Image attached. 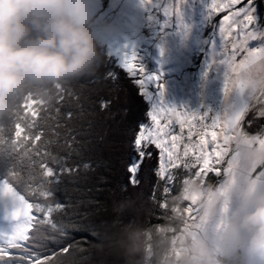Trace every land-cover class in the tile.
<instances>
[{
	"label": "trees",
	"instance_id": "trees-1",
	"mask_svg": "<svg viewBox=\"0 0 264 264\" xmlns=\"http://www.w3.org/2000/svg\"><path fill=\"white\" fill-rule=\"evenodd\" d=\"M137 79L106 52L104 62L94 72L62 85V99L50 105H34L38 115L20 121L19 138L14 137V124L0 123L5 139L17 140L13 164L20 179L5 175L13 165L2 162L0 178L8 179L29 203L37 197L33 194L35 184L29 186L26 164L21 162L27 161L22 156L26 149L32 154L39 148L42 154L50 153L71 169L59 174L54 194L64 206L63 211L53 213L63 231L48 225L40 226L39 231L32 227L25 242L42 264H122L109 248L124 227L140 229L145 235L143 254L132 259L140 264H161L162 257L149 258L150 235L157 228H173L175 232L168 234L171 237L181 231L183 222L174 219L178 216L174 211L177 205L171 203L173 195L181 190L177 182L175 191L165 198L167 207L159 206L163 182L155 174L159 150L154 145L150 146L153 158L146 160L137 174L139 184L129 183L127 167L136 155L132 147L134 133L139 123L151 121L150 103L140 94ZM102 102L110 103L103 107ZM20 111L24 115L23 108ZM30 123L32 127H28ZM242 127L251 135H261L264 119L249 111ZM36 134H41V139L33 143ZM48 159L49 166L58 170L60 166ZM220 180L209 174L205 184L217 186ZM64 247L68 252L63 251Z\"/></svg>",
	"mask_w": 264,
	"mask_h": 264
},
{
	"label": "clouds",
	"instance_id": "clouds-1",
	"mask_svg": "<svg viewBox=\"0 0 264 264\" xmlns=\"http://www.w3.org/2000/svg\"><path fill=\"white\" fill-rule=\"evenodd\" d=\"M115 25L97 18L94 0H0V123L13 124L20 106L31 95L52 104L57 85L94 72L103 62ZM240 172L264 163V147L243 145ZM194 202L207 228L185 230L178 247L165 232L151 241L163 264H221L217 239L209 235L224 206L229 210L219 236L232 250L233 264H264V183L224 191L190 180L172 197V205ZM183 222L182 216L174 218ZM114 224L113 226H117ZM145 235L124 227L109 252L122 264H140ZM175 250H179V256Z\"/></svg>",
	"mask_w": 264,
	"mask_h": 264
},
{
	"label": "snow or ice",
	"instance_id": "snow-or-ice-1",
	"mask_svg": "<svg viewBox=\"0 0 264 264\" xmlns=\"http://www.w3.org/2000/svg\"><path fill=\"white\" fill-rule=\"evenodd\" d=\"M142 3L147 6L152 4V0H142ZM242 5L241 7H237ZM258 4L256 0H211L208 3V11L211 16L216 13L226 12L223 18L217 25L220 49L222 56L225 59H220L221 64H230L235 57L237 51H245L247 55L240 61L236 68L241 69L237 82L233 84V89L244 91L249 85L255 89L256 82L248 78L245 69L250 70L251 66L256 65L259 60V73L261 79L259 81V96L264 98V24L260 22V17L257 14ZM172 8L164 10L165 15L172 14ZM175 14L179 16V8L175 9ZM251 40H259L261 43L255 49L247 47ZM231 45V55H227L228 46ZM212 53L210 64L217 63L216 55L218 47L215 45ZM161 48V54H163ZM111 53V49L109 50ZM121 66L132 76H139L136 83L140 87V94L146 99L149 98V91L147 86L152 87V82L158 80V77L149 76L145 69L139 64L136 53L124 52L122 54ZM109 77L115 80L112 73H108ZM163 88V85H159ZM63 91L62 85H57V92L55 100L62 99L60 93ZM231 89L225 84L224 92L227 95ZM163 92L161 91V96ZM256 92L253 91L250 99H256ZM110 102H102V106L106 107ZM36 104L48 105L44 101L35 99L31 95L25 98L20 109L23 108L24 115L21 111L17 113L14 127V137L19 138L22 132L20 121L26 119L29 115L35 118L38 112L33 107ZM248 103L244 109L236 113L234 116H214L212 115L211 127L222 128V140H217V134L211 133V140L205 139L207 133L197 131L195 134L198 139L193 140V128L196 125L193 121L199 119L201 122L209 116V112H178L176 108L169 107L163 102L154 106L148 113L151 118V124L139 123L138 131L134 133L132 140L133 151L136 155L128 164L127 171L129 172V183L131 185L139 184L137 174L141 166L146 160L153 158V151L150 146L154 145L158 149L157 167L155 174L159 181L163 182L162 199L160 202L161 208H166V197L169 193L175 191L177 179L186 181L189 176H200L207 180L208 175H221L220 168L216 165L220 164L223 157L228 152V147L234 142L236 145V154L229 161L228 169H226L229 179L221 185L224 191H229L231 187L237 182L240 173V166L237 165V170H233V165L237 164L240 157V149L243 145H259L264 147V135H249L246 134L242 127L248 111L251 109ZM57 112L59 109H56ZM257 116L264 117V108L256 112ZM175 117V123L179 124L181 133H183L185 125L188 126L187 140L183 135L174 134L171 128L172 118ZM183 117V118H181ZM168 122L162 124L161 119ZM251 124V121H249ZM30 123L28 127H32ZM203 128L209 127L207 124L201 125ZM27 136L24 138L27 140ZM41 139V134H36L33 137V143ZM51 142V141H49ZM209 144L211 149L209 150ZM17 140L15 138L5 139L4 128L0 127V162L7 165H13L5 173L7 176H15L20 179L19 173L15 171L16 157L13 153L16 152ZM27 157V161L21 160L26 164L25 171L27 172V180L31 184H35L34 195L37 199L29 203L23 196L18 195L11 187L8 179L0 178V220L9 224L7 228H0V264H42L39 256H33L28 250L26 244L21 243L29 239L27 233L28 227H35L39 231L40 226L48 225L53 230L63 231V226L59 225L53 213L63 211V204L54 199L56 192V185L59 182V174L71 171L70 168L64 166L62 161L56 157L51 156L50 153H41L40 149H34L32 154L26 149L22 154ZM52 163L58 164L59 169H54L49 166V159ZM87 167V165H84ZM179 173V175H178ZM264 177V172L260 173L257 179ZM227 205V204H226ZM226 210V208H225ZM198 211L188 206L185 210V215L189 216L193 221L199 219L200 223L194 226L199 228L203 224V218L193 215ZM21 213L23 220H20ZM175 244V241H174ZM10 249H18V252H11ZM68 247H64L63 251L68 252ZM179 256V250H175Z\"/></svg>",
	"mask_w": 264,
	"mask_h": 264
},
{
	"label": "rangeland",
	"instance_id": "rangeland-1",
	"mask_svg": "<svg viewBox=\"0 0 264 264\" xmlns=\"http://www.w3.org/2000/svg\"><path fill=\"white\" fill-rule=\"evenodd\" d=\"M209 2L211 0H152L151 5L145 6L142 0H94L97 18L100 21H111L115 25V32L107 45L108 54L121 66L122 54L134 51L145 72L149 76L158 77V80L152 82V87L146 85L149 91L147 101L150 103V111L154 106L163 102L169 107L176 108L178 112H209V116L203 122L199 119L193 121L196 125L193 128L194 141L198 139L195 134L197 131L207 133L205 139L209 141L213 132L217 134L218 141L222 140V128L211 127L212 115L234 116L248 103L252 106L249 111H253L255 114L259 109L264 108V98L259 96V81L261 79L258 68L259 60L257 59L256 65L251 66L250 70H243L247 72L250 80L256 82L255 89L249 85L244 91L233 89V84L237 82L242 71L235 65L244 59L247 52L237 51L230 62L231 66L219 63V60L225 59L226 56L221 55L223 50L219 47L217 25L227 13L220 12L211 16L208 11ZM256 2L258 4L257 14L260 17V22L264 24V0H256ZM169 7L173 10L172 14L166 16L164 10ZM177 7L179 16L175 14ZM260 43L259 40H251L247 47L255 49ZM214 45L218 47L217 63L210 64ZM161 48L164 50L163 54H161ZM110 49L111 53H109ZM227 55H231V45L228 46ZM133 77L140 78L139 76ZM225 84L232 90L227 95L224 92ZM159 85H163V88H159ZM161 91L163 92L162 96ZM253 91L256 92V99H250ZM257 117L264 119V117ZM167 122V120L161 119L162 124ZM202 124H207L209 127L203 128ZM170 126L174 134L183 135L185 141L187 140V125L181 133L180 126L175 123V117H173ZM210 149L211 144H209ZM235 154L236 148L231 144L221 163L216 165L221 170V175H219L221 180L216 187H220L229 179L226 169ZM237 165L240 166L239 159L237 164L233 165L234 171L237 170ZM262 172H264V163L240 172L233 187L239 185L242 191L244 187L251 189L258 183H264V177L257 179ZM196 178L203 177L193 175L189 176L186 181L177 179V184L182 188V185ZM203 180L206 181L204 178ZM16 193L19 195L18 192ZM188 206L198 210L196 213L193 212L194 216L202 217L199 206L194 202H186L184 205H177L174 208L175 213L184 218L181 231L172 235L173 244L175 241L174 245L177 247L178 240L186 229L200 231L202 227L207 228V221L203 217L204 222L201 227L194 226L200 221L199 219L193 221L184 214ZM228 210L229 206L225 205L222 215L217 218L214 227L209 230V235L217 239V256L221 264H233L231 247L218 239L223 230ZM30 228L32 227H28V233ZM155 232L173 234L175 231L173 228H157L150 235L151 241ZM149 258H161L154 250L152 243ZM163 260L162 257L161 264H163Z\"/></svg>",
	"mask_w": 264,
	"mask_h": 264
},
{
	"label": "bare ground",
	"instance_id": "bare-ground-1",
	"mask_svg": "<svg viewBox=\"0 0 264 264\" xmlns=\"http://www.w3.org/2000/svg\"><path fill=\"white\" fill-rule=\"evenodd\" d=\"M24 218H23V215H22V213H21V216H20V220L22 221ZM10 225L9 224H7V223H5L4 221H2V220H0V228H7V227H9ZM27 233H28V229H27ZM26 233V234H27Z\"/></svg>",
	"mask_w": 264,
	"mask_h": 264
},
{
	"label": "crops",
	"instance_id": "crops-1",
	"mask_svg": "<svg viewBox=\"0 0 264 264\" xmlns=\"http://www.w3.org/2000/svg\"><path fill=\"white\" fill-rule=\"evenodd\" d=\"M232 146L236 148V145H235V143H234V142L232 143Z\"/></svg>",
	"mask_w": 264,
	"mask_h": 264
}]
</instances>
